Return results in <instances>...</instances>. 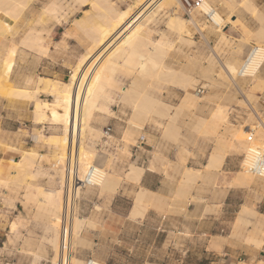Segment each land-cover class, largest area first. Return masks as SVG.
Wrapping results in <instances>:
<instances>
[{
	"label": "crops",
	"instance_id": "crops-1",
	"mask_svg": "<svg viewBox=\"0 0 264 264\" xmlns=\"http://www.w3.org/2000/svg\"><path fill=\"white\" fill-rule=\"evenodd\" d=\"M203 1L211 7L215 4L218 9L213 8L221 11L218 12L223 19L224 29H216L211 24H195L196 29L190 39L175 30L178 36L175 35V39L170 40H166L162 33L159 38L154 39V32L148 28L151 18L154 19L159 12H165L155 7L152 0H132L124 11L108 1L119 13L132 11L129 20L121 23L111 35V40L119 36L113 54L118 49L125 50L124 40L130 35L129 32L135 33L137 30L140 33L135 50L139 54L146 56L156 43H170L173 49L166 56L164 65L154 71V74H158L154 77L151 71L140 72V66L127 67L124 58L118 61H112V57L108 59L117 67V71H111L109 81L98 88L99 97L84 134V148L99 154L93 163L95 166L93 165L84 181L89 182L88 189H96L104 194L92 203L96 209L90 210L88 219H83V212L88 211L83 206V193L78 200L77 209L74 207L73 216L77 226L71 238L72 247L76 246L78 253L72 258L77 264H83L82 261L88 257L83 256V242L92 249L99 243L94 235L111 233L109 226L114 223L108 221L110 218L118 221L120 234L127 223L144 227L152 215L162 216L156 212V207L162 203L167 208L186 205L187 210L199 218L213 217L212 214L204 213L206 204L207 208L209 205L219 206V211L227 210L236 193L240 195V205L248 207L251 204L253 193L242 192L243 188L230 184L235 174L248 173L245 169L244 172H238L243 154L264 151L263 134L259 131L249 133L251 125H255L250 122V114L264 129L261 122H264V64L254 78L238 75L242 65L240 62H243L248 49L253 45L264 47V0ZM151 6L154 10H150L142 18L146 12L141 13ZM83 7H88L84 12H91L97 21L104 17L98 8L93 10L89 3ZM195 13L202 15L199 8ZM57 14L51 17L57 18ZM76 19L78 18L74 20ZM144 19L147 22H143ZM73 21L64 35L71 40L79 39L76 40L79 44L87 42V39L80 37L81 34L77 36L74 33ZM9 23L16 28L11 37L15 42H19L24 32L33 26L38 32L40 24L34 21L24 23L23 18ZM12 33L6 34L5 39L9 40ZM173 40L177 42L174 46L171 43ZM183 42L192 44L187 47ZM23 48L18 46L12 73H19L23 60L26 59ZM167 69L171 71L170 75ZM49 72L46 68L45 73ZM18 73L14 83L23 89V78L31 74L19 76ZM179 73L189 74L194 82L193 88L189 89L192 97L183 103V91L176 86ZM38 78L58 81L46 76L34 77L33 87L28 89H36ZM51 88L52 86L50 90ZM121 88L128 93L121 94ZM199 88L204 89V94L195 93ZM37 89L38 93L29 101L33 110L28 117L34 125L42 126V129L48 126L55 130L51 134H43L45 137H67L62 126L46 120L35 122V102L38 101L40 105L46 102L53 109L57 106L53 102L54 92L52 95L43 91V83ZM42 95L52 100L45 101L40 98ZM156 100L166 106L162 117L150 114ZM11 105L6 108L12 112L14 108ZM27 105L21 103L19 106L24 111L30 108ZM4 113L5 109L0 106V264H45L50 261L54 251L53 264L57 240L59 249L60 230L53 226L58 213L56 194L62 190V173L57 169L54 158L60 151L54 145L47 144L22 146V142L17 140L21 137L17 136L22 122L26 121L25 116L19 114L12 118ZM147 116L150 120L145 123ZM136 124L140 127L138 130ZM106 127L112 128L110 135H105L102 131ZM36 131L37 136L42 132ZM141 132L140 136L144 138L142 144L138 140L140 136H137ZM234 133L239 134V139H233ZM24 154L35 157L33 161H25ZM101 155L103 156L100 157ZM120 157L125 158L117 162ZM137 171L138 177L135 176ZM252 180L251 177L250 181ZM190 198L194 201L189 202ZM200 198L203 202H200ZM257 205L260 211L263 203ZM83 226L95 227L94 230L89 229L90 241H83ZM209 252L214 254L212 250ZM222 262H232V257L229 256Z\"/></svg>",
	"mask_w": 264,
	"mask_h": 264
},
{
	"label": "rangeland",
	"instance_id": "rangeland-1",
	"mask_svg": "<svg viewBox=\"0 0 264 264\" xmlns=\"http://www.w3.org/2000/svg\"><path fill=\"white\" fill-rule=\"evenodd\" d=\"M1 1L2 0H0V3ZM108 1L113 2L117 9L124 11L126 10L127 4L132 0ZM53 4L58 7L57 18L43 14L44 10ZM212 7H215V4H212ZM87 9L88 7H81L72 0H31L19 19L23 18L25 23H31L33 21L34 23L41 22L38 26V32L44 39L45 53L41 55L28 50L26 51L25 48L22 49L23 53L26 55V59L23 60L22 68L19 70L18 75L22 76L28 73L35 77L46 76L61 82L69 80L78 59L84 53V47L76 40L67 38L64 34L66 29L72 24V21L75 18L82 17V13ZM146 10L147 9L141 13L142 15L146 12L142 18L148 14L150 10H154V8L151 6L147 11ZM218 11L221 13L220 10ZM172 12L183 19L184 23L187 22L185 25L190 33L189 36L186 34L183 35L189 39L196 29L195 24L202 26L210 25L200 14L194 12L192 15L188 16L182 5L173 6ZM169 15H171L170 12H159L154 16V19L151 18V22L148 23V28L154 32L153 35L156 36L154 39L159 38L160 33L164 35L166 40L175 39V35L178 36V33L168 25ZM40 17L42 20H40ZM191 18L193 19L192 22ZM143 22H147L146 19H144ZM171 43H173L174 46L177 42L173 40ZM183 43L180 44L187 47H190L192 44L191 42L190 44L186 42ZM240 63H242V61ZM13 66L9 70L7 77L11 82L15 81L16 75L15 71L12 73ZM46 68L50 70L49 74L45 73ZM51 72H56V74L54 75ZM4 94L5 92L3 90L2 96L0 95V106L5 109V116L12 118L17 117L19 114L20 116H25L26 121L22 122L19 136H17V138L21 137L17 140L22 142V146L31 147L36 145V130H42L44 135L55 132L54 129L48 126L42 129V126L33 124V121L28 117L32 114L33 106L28 100L8 99ZM40 98L49 102L52 100L45 95H42ZM21 103L28 104L30 108H26L22 111L23 107L19 106ZM8 105L14 108L12 112L7 110L6 107ZM250 122L251 124H255L251 125V129H253L254 132H261L264 137L263 127L255 122L251 114ZM261 122L264 125V122ZM102 131L104 132V129ZM137 136H139V134ZM29 137L33 138L32 143L29 142ZM99 148L100 146L97 149ZM241 153L243 154V152ZM124 158L120 157L117 162L124 160ZM240 171L244 172L241 166L240 169H238V172ZM251 177L253 179L252 181H250ZM236 187L243 188L244 190H241L242 192L249 191L253 193L254 196L251 204L248 206L249 208L240 205L239 193L233 194L232 204L225 211H219V206L210 207L208 205L207 208L206 204L204 213L212 214V218L204 216L199 218L197 215L191 214L187 210L186 205L167 208L166 205L162 203L156 207L157 209L155 208L156 212L162 216L152 215L147 225L144 227L127 223L121 229L120 234H118L120 228L117 224L118 221H114V219L110 218L108 221L114 223L109 226L111 233H99L94 235L99 240L97 246L91 249L83 242V256L87 255L88 257L82 262L84 264L86 259L92 258L101 264H224L222 260L228 259L229 256H231L232 262H228L227 264H264V217H262V214H264V179L249 175V179L244 184H240ZM82 193L83 206L88 208L87 212H83V219H88L91 214L90 210L96 209V207H93L92 203L97 197H100L104 193H99L96 189H88L85 187L75 201L76 209ZM188 201L192 202L194 200L190 198ZM200 202H203L201 198ZM258 203H263L260 211L257 208ZM89 205L91 207H87ZM243 210H245L244 215L247 217L248 221L241 225L240 228H235L234 224L237 218L243 214ZM200 213L201 211L198 212V214ZM178 215H181V217H178ZM257 224L261 228L258 230L260 232L257 230L254 231L253 226ZM89 229L94 230L95 227L83 226V241H90L91 233ZM252 234H258L257 236L262 241L261 247L257 248L245 241L246 237ZM75 247L72 249L71 254L76 257L78 251ZM87 248H89V250H86ZM211 250L215 255L209 252ZM237 254H239L238 257L236 256ZM7 255L9 256L10 252H8ZM53 257L54 251L50 256V261L45 264H52Z\"/></svg>",
	"mask_w": 264,
	"mask_h": 264
},
{
	"label": "bare ground",
	"instance_id": "bare-ground-1",
	"mask_svg": "<svg viewBox=\"0 0 264 264\" xmlns=\"http://www.w3.org/2000/svg\"><path fill=\"white\" fill-rule=\"evenodd\" d=\"M72 1L78 3L81 7H83L84 4L89 3L93 10L98 8L104 17L97 21L96 16L92 15L91 12H84V14L82 13L83 15H81L82 17L73 21L74 33H76V35L81 34L82 36L80 35V37H82V39H87L88 41L81 43L85 47V51L78 59L68 82H53L51 80H43L42 78H38L37 81L36 79L38 85L42 83L44 84L43 91L50 92L52 95L53 92L55 93V95H53V102L57 106L53 109L49 108V105L46 102L41 105L38 103V101L35 102V122L41 123L42 120H46L47 122L62 126L67 133V137H45L42 132H39L38 136L35 135V144L54 145L60 151V154L55 155L54 158L57 169L62 173V190L56 194L58 206V211H56V213H58L53 226L56 230H60L59 249L57 250V240L55 242L56 256L53 260V264H75L77 262H75V260L72 258L73 255L71 254L73 249L71 234H75L74 231L77 226V221L73 216L75 213L74 207H76L75 198L80 191L89 186V184L84 181V178L89 173L91 168L95 166L93 163L96 160V156L99 155H96L97 153L89 152L84 148V134L91 114L95 109L97 98L99 97L98 88L102 84L109 81L111 71H117V67L109 62L108 59L112 57V61H118L119 59L124 58V63H126L127 67L140 66V72L151 71L152 77H154L158 76V74H154V71H158V68L164 65L165 57L172 48L171 45L167 43H156L153 46L152 51L147 53L146 56L139 54L135 50L137 49V39L139 37L138 34L140 33V31L137 30L135 33L129 32L130 35L126 40H124L123 47H126L125 50L118 49L113 54L112 51L115 48V43L117 42L119 36L111 40V35L121 23L129 20L132 11L128 10L126 12L119 13L114 10L113 6L109 4L107 0ZM141 1L143 2L145 0ZM30 2L31 0H2L0 3V95L4 90V95L8 99L15 98L31 101L34 99L36 93H38L37 84H35L36 89L34 91L28 89L33 85L35 76L33 77L32 75H28L23 78L25 81L23 89H20L19 85H16L13 81L11 82L7 79L9 70L12 68L13 64H15V57L18 52L19 45L20 47L22 46V48L24 47L25 49L38 54H44L45 52V42H43L44 39L40 36L39 32L34 29V26L31 29L29 28L28 31L26 30V32H24V36L22 35L23 37L19 42H15L11 39V37L15 34L13 31L15 27L11 26L9 22H16L19 20ZM154 2L155 7L158 9L171 13V15L168 17V25L171 28L178 31L179 34H186L189 36L190 32H188L185 25L187 22L184 23L183 19L176 15V13L172 12L173 6L175 7V5H181L179 0H152V3ZM209 7L210 6L203 1V4H201L199 7L201 14H203V11L207 12ZM214 12L215 14L213 20L216 24V29L223 30L225 25L223 23L221 14L216 9H214ZM56 13H58V7L54 4L46 8L43 12L44 15L48 16L54 15ZM40 20H42V18ZM11 31L13 32V35L9 36V40H6L5 35L10 34ZM73 37L76 38V36ZM4 40H6V42ZM256 47L259 48L260 53L251 60L250 64L246 67L244 74L247 75V78L249 79L254 78L253 76L258 73L260 67L264 64V47ZM229 70L231 72L233 71L232 68H229ZM170 72L171 71L167 69L168 75H170ZM139 76H141L140 73ZM177 79L179 82L176 83V86L179 87L184 94V98L182 99L183 103L185 100H189L190 97H192V95L189 93V89L193 88L194 82L192 77L189 74L185 75V73H179ZM50 86H52L51 90ZM120 93L126 95L128 91H126L124 88H121ZM165 107L166 106L163 105L160 100H156L153 102L151 108L152 110H150L152 113L150 112V114L162 117ZM148 118L149 117L147 116L145 123L150 120ZM136 125V130H138L140 127H138V124ZM142 132L139 133V136L142 134ZM234 134L235 135L232 134L233 139H239V134ZM23 156L25 161H33L35 157V155L32 154H24ZM104 158L105 157H103V159ZM108 160L109 159L107 158V161ZM212 161L214 162V159ZM212 161L210 163L213 165L214 163ZM241 166V169L244 170V163H241ZM138 175L139 171L135 173L136 177H138ZM249 175L250 174L248 173L235 174V177L232 179L230 185L236 187L240 184H244L245 180L249 179ZM53 204H55V202ZM61 213L62 216H60ZM242 213L243 214L237 218L234 224L235 228H240L241 225L247 223L248 221L247 217L244 215L245 210H243ZM253 227L254 231L261 229L258 224L254 225ZM257 235L252 234L251 236L246 237L245 241L257 248L261 247L262 241Z\"/></svg>",
	"mask_w": 264,
	"mask_h": 264
},
{
	"label": "built area",
	"instance_id": "built-area-1",
	"mask_svg": "<svg viewBox=\"0 0 264 264\" xmlns=\"http://www.w3.org/2000/svg\"><path fill=\"white\" fill-rule=\"evenodd\" d=\"M181 2V5L186 11V14L190 16L192 13L195 12L197 8L200 7L201 4H203V0H179ZM214 9L213 7H209L207 12L203 11L202 16L205 18V20L213 25L216 28V24L214 23L213 17H214ZM259 48H257L255 45L250 47V49L247 52V55L245 56L243 60V64L241 68L239 69V76L240 77H248L245 74L246 67L250 64L251 60L254 59L256 56L259 55ZM197 95H202L204 94V89L199 88L195 91ZM254 130L250 129L249 133H253ZM112 133V128L111 127H106L104 129V134L105 135H110ZM29 142H33V138L29 137ZM139 142L142 144L144 142V138L142 136L139 137ZM241 163H244V169L251 174L254 177L264 179V151H249L245 153L242 156ZM92 174V173H91ZM89 183V182H88ZM63 241H64V233H63ZM84 264H101L100 262L88 258L84 262Z\"/></svg>",
	"mask_w": 264,
	"mask_h": 264
}]
</instances>
